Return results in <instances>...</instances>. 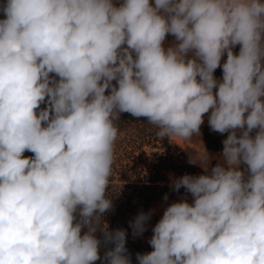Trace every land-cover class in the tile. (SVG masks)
<instances>
[{"label":"clouds","instance_id":"clouds-1","mask_svg":"<svg viewBox=\"0 0 264 264\" xmlns=\"http://www.w3.org/2000/svg\"><path fill=\"white\" fill-rule=\"evenodd\" d=\"M0 13V264H132L126 230L97 227L121 113L161 139L190 141L208 113L228 133L221 162L204 148L188 161L203 174L172 181L191 202L164 209L138 264H264V0H4Z\"/></svg>","mask_w":264,"mask_h":264},{"label":"trees","instance_id":"trees-1","mask_svg":"<svg viewBox=\"0 0 264 264\" xmlns=\"http://www.w3.org/2000/svg\"><path fill=\"white\" fill-rule=\"evenodd\" d=\"M233 51L238 54L239 45ZM224 60L226 56L222 63ZM214 75L217 79H222V69L217 68ZM115 124L118 127V137L107 190V196L113 201V209L100 218L97 227H107L109 231L126 230V247L131 254L132 264H138L136 254L149 253L153 249L145 238L148 227L142 235L134 236L130 222L141 212L149 213L158 201L164 200L166 194L168 199L165 201H170L177 194L184 192L183 188L179 192L173 191L171 185L175 178L184 174L200 175L203 170L196 164H190V157L179 148L172 147L168 137H157V128L147 123L146 118L138 119L129 113H121ZM205 130L204 126L202 135L207 149L220 152L222 144L212 145ZM32 155L31 152L24 153L25 157ZM97 236L103 239L101 233L98 232ZM105 250L106 247L102 244V258ZM95 264H102V260L96 261Z\"/></svg>","mask_w":264,"mask_h":264},{"label":"rangeland","instance_id":"rangeland-1","mask_svg":"<svg viewBox=\"0 0 264 264\" xmlns=\"http://www.w3.org/2000/svg\"><path fill=\"white\" fill-rule=\"evenodd\" d=\"M121 2V0H114V3H116L117 5H119V3ZM151 2L154 4V0H151ZM4 16L3 14L0 15V19H3ZM174 42V37L169 35L166 38L165 41V47L170 46L171 44H173ZM226 56V54H225ZM224 56V57H225ZM223 57V58H224ZM222 58V59H223ZM210 115V113L205 114L204 116V123L201 125V129H200V135L196 136L193 135V137L191 138L190 141H185L182 138L179 137H172L171 139H169L170 144L172 145V147H176L179 148L180 150H182L186 155L190 156H194L195 153H201L204 151V148L207 150V152L214 157V159H212L211 161V165L215 166V164L217 162H221V152H213L207 149L205 141L203 139V135H202V128L205 126L206 127V134L208 135V138L210 139V143L212 145H217L218 143L222 144V141L224 139H226L228 133H224V134H220L217 132H213L209 125H208V116ZM254 134V133H253ZM220 138V140L218 138ZM223 147V144H222ZM201 168V167H200ZM202 169V168H201ZM203 170V169H202ZM184 197H187L188 201L191 202V195L184 192H181L179 194H177L176 196H174L170 201H165V200H160L158 201L155 206L150 210L151 212V219L149 221H147L146 223V227H148L149 231L147 233V235L145 236V238L149 241V239L152 236V228L155 226V224L159 221V219L161 218L164 209L170 205L173 202H176Z\"/></svg>","mask_w":264,"mask_h":264},{"label":"built area","instance_id":"built-area-1","mask_svg":"<svg viewBox=\"0 0 264 264\" xmlns=\"http://www.w3.org/2000/svg\"><path fill=\"white\" fill-rule=\"evenodd\" d=\"M4 2V0H0V3H3ZM2 13H0V15H1Z\"/></svg>","mask_w":264,"mask_h":264}]
</instances>
